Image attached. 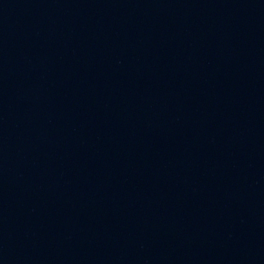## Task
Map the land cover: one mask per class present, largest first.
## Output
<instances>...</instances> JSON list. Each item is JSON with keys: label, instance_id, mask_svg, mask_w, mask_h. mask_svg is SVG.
<instances>
[{"label": "water", "instance_id": "obj_1", "mask_svg": "<svg viewBox=\"0 0 264 264\" xmlns=\"http://www.w3.org/2000/svg\"><path fill=\"white\" fill-rule=\"evenodd\" d=\"M0 264H264V0H0Z\"/></svg>", "mask_w": 264, "mask_h": 264}]
</instances>
